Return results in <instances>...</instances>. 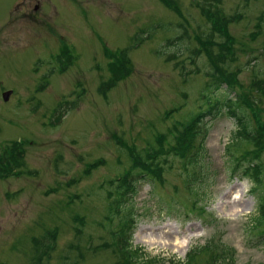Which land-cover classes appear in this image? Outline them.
Instances as JSON below:
<instances>
[{"label":"rangeland","instance_id":"rangeland-1","mask_svg":"<svg viewBox=\"0 0 264 264\" xmlns=\"http://www.w3.org/2000/svg\"><path fill=\"white\" fill-rule=\"evenodd\" d=\"M173 2L175 10L160 0H0V146L18 141L24 151L17 175L0 178V264H172L211 240L234 250L233 264H264V244L251 230L258 188L254 193L250 180L230 170L236 127L224 106L201 122L207 136L200 189L186 190L192 168L185 172L171 157L163 183L139 180L130 199V257L121 260L111 245L118 218L105 220L115 189L108 182L129 170L124 146L143 156L159 133L172 142L168 129L206 110L213 97L233 98L224 85L205 90L210 66L203 51L195 55L199 38L211 32L203 7L236 16L229 32L237 60L230 65L240 69L243 86L264 71V21L250 36L264 0ZM126 48L127 73L110 84V61ZM260 108L264 115V102ZM200 206L204 213H190ZM141 227L171 234L160 240L164 246H149V239L139 241Z\"/></svg>","mask_w":264,"mask_h":264},{"label":"trees","instance_id":"trees-1","mask_svg":"<svg viewBox=\"0 0 264 264\" xmlns=\"http://www.w3.org/2000/svg\"><path fill=\"white\" fill-rule=\"evenodd\" d=\"M160 1L167 8L175 10L173 0ZM206 6L202 8V16L211 25L210 31L212 32L210 34L216 32L222 38V41L219 43L211 41L209 35L208 37L206 36L207 39L205 41L199 38L200 47L196 49L195 55H199L203 51L210 66L205 76L211 81L205 85V90L212 89L216 91L221 84H224L225 90L230 95L231 93L234 94L232 96L233 98L230 96H228L229 98L225 97L220 104L221 107H225L226 112L224 114L233 120L236 127L234 132V141L236 142L235 150L233 153L227 150V154L232 159L231 171L237 174L239 173L241 178H249L253 182L254 188L252 189L254 193L256 192V188H258V192H256L258 204L256 206V216L251 224V230H258L256 235L260 239L258 245H261L264 244V170L261 163V158L264 154V115H261L262 109L260 107L264 102V71L260 73L258 78L256 77L252 80L247 87L239 82L237 76L240 73V69L233 70L230 65L237 60V57L234 51L235 39H233L228 30V27L236 18L235 16L222 15L218 10L210 12V9L213 8L212 4H207ZM176 13L181 16L179 11ZM263 21L264 14L259 17V22L256 23V31L251 33L253 38L260 33ZM212 46H216L218 51L214 53ZM105 49L108 48L106 46L103 48L104 55L109 57V53ZM127 49L129 48L119 50L118 58L110 53L115 59L112 61L110 58V70L112 72V77L109 79L110 84L114 85V82L117 83L120 81L125 73H127ZM262 51L264 52V47ZM208 104V109L205 112H197L188 122L175 124L168 129L172 142L166 141L168 138L167 134L160 133L155 137L156 146L147 148L143 156L134 147L124 146L128 152L131 164L129 170L117 182H108V185L114 186L115 189L113 192L108 193L112 198L108 200V215L105 216V220L109 223L112 222L111 219L114 216L118 218L115 224L117 226V235L123 231L130 230L132 235L134 231L136 226L135 214L133 207H128V204L130 203V199L131 204L133 203L132 199L138 191L137 185L140 182L139 180H147L153 184L162 183L165 170L170 169L166 167L168 158L170 157L183 160L182 170L185 172H187V166L197 164L198 158L201 156L200 153L204 151L205 137L207 134V130L204 129L200 141L196 140L198 135L203 131L200 122L204 115L212 114L216 106L219 108V101L215 103L216 106L214 103L208 102ZM221 109L223 110V108ZM216 114L217 111L213 116ZM13 143L15 144L13 145ZM164 143H166V147H164ZM242 145L251 146V148L242 150ZM236 151L239 153L234 154ZM23 152L17 141H11V144H7V147L0 146V178L17 175L15 174L17 173L15 170L22 163ZM102 163V160L91 163L87 166L84 173L89 174L90 171L96 169ZM199 173V171L188 173L189 178L186 180L187 191L193 192L196 188L200 189L199 186H201L203 180L199 178ZM194 205L195 202H193ZM113 235L116 236V233L114 232ZM125 245H129V240ZM137 252L138 250H133V253ZM201 254H203V259H201ZM126 255L127 253H125ZM221 262L233 264L234 250L227 246H218L211 240L202 247L190 250L187 253V259L185 261L171 263L220 264Z\"/></svg>","mask_w":264,"mask_h":264},{"label":"bare ground","instance_id":"bare-ground-1","mask_svg":"<svg viewBox=\"0 0 264 264\" xmlns=\"http://www.w3.org/2000/svg\"><path fill=\"white\" fill-rule=\"evenodd\" d=\"M170 234L171 233L169 231L165 232L162 229H159L158 231L155 232L151 228L141 227L140 228L139 241H141L144 238V240H142V242H145V239H149V242H148L149 246H152L155 243H160L164 246L166 244V242L165 241L160 242V240H163L165 238V237H163L164 235H167L170 237ZM168 239H170V238H168ZM173 241L176 243V246L181 245V242L178 241L177 236L173 237Z\"/></svg>","mask_w":264,"mask_h":264},{"label":"water","instance_id":"water-1","mask_svg":"<svg viewBox=\"0 0 264 264\" xmlns=\"http://www.w3.org/2000/svg\"><path fill=\"white\" fill-rule=\"evenodd\" d=\"M9 95H10V92H6V93H4V94H3V100H4V101H7Z\"/></svg>","mask_w":264,"mask_h":264},{"label":"flooded vegetation","instance_id":"flooded-vegetation-1","mask_svg":"<svg viewBox=\"0 0 264 264\" xmlns=\"http://www.w3.org/2000/svg\"><path fill=\"white\" fill-rule=\"evenodd\" d=\"M17 7V6H16ZM13 21V20H12Z\"/></svg>","mask_w":264,"mask_h":264}]
</instances>
